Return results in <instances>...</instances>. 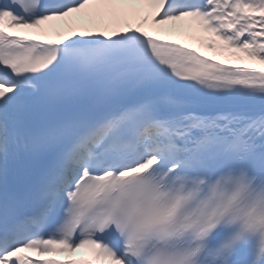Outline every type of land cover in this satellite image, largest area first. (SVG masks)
Wrapping results in <instances>:
<instances>
[{
	"label": "snow or ice",
	"instance_id": "1",
	"mask_svg": "<svg viewBox=\"0 0 264 264\" xmlns=\"http://www.w3.org/2000/svg\"><path fill=\"white\" fill-rule=\"evenodd\" d=\"M0 264H264V0H0Z\"/></svg>",
	"mask_w": 264,
	"mask_h": 264
}]
</instances>
